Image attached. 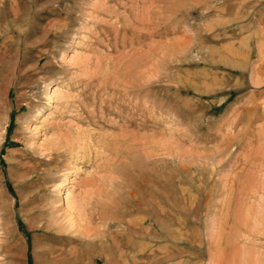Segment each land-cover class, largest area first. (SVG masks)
<instances>
[{
	"label": "rangeland",
	"instance_id": "374dc122",
	"mask_svg": "<svg viewBox=\"0 0 264 264\" xmlns=\"http://www.w3.org/2000/svg\"><path fill=\"white\" fill-rule=\"evenodd\" d=\"M102 247L264 264V0H0V264Z\"/></svg>",
	"mask_w": 264,
	"mask_h": 264
},
{
	"label": "bare ground",
	"instance_id": "6f19581e",
	"mask_svg": "<svg viewBox=\"0 0 264 264\" xmlns=\"http://www.w3.org/2000/svg\"><path fill=\"white\" fill-rule=\"evenodd\" d=\"M55 90H57V88H55ZM66 195H67V193H65ZM98 235V234H97ZM105 237V236H104ZM60 238V237H59ZM55 239H56V237H55ZM56 240H58V237H57V239ZM57 242V241H56ZM92 242V241H91ZM105 242V241H104ZM104 245H105V243H103ZM121 244V243H120ZM122 245V244H121ZM115 246V245H114ZM113 246V247H114ZM51 250V249H50ZM106 248H99V252H98V250H97V254L96 255H94V254H92V255H94L93 257H91L90 256V258H87V256L89 257V253L86 255V259L88 260V263L87 264H94L93 262L95 261V259H97V257H99L100 258V260L102 261V263H104V264H107L108 263V258H107V255H105L104 257H103V255L104 254H107L106 253ZM53 252H55V251H53ZM105 252V253H104ZM47 253H48V251H44L43 252V255H46L47 256ZM52 253V251L50 252V254ZM66 253V252H65ZM49 254V253H48ZM91 254V253H90ZM103 254V255H102ZM57 255V254H56ZM66 255V254H65ZM61 256H62V254H61ZM74 256H76V253L75 252H72V253H70V252H67V256H65V260H72L73 258H74ZM81 257V256H80ZM12 259H14V257H12ZM51 259V258H50ZM85 259V260H86ZM63 260V259H62ZM77 261H79V260H77ZM69 262V261H68ZM113 263V262H112ZM10 264H13V263H10ZM54 264H61V261L60 260H58V261H55V263Z\"/></svg>",
	"mask_w": 264,
	"mask_h": 264
}]
</instances>
